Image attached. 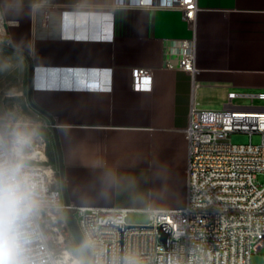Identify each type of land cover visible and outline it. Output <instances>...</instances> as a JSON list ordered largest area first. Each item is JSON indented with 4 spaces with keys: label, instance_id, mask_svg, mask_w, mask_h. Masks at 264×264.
I'll use <instances>...</instances> for the list:
<instances>
[{
    "label": "crops",
    "instance_id": "1",
    "mask_svg": "<svg viewBox=\"0 0 264 264\" xmlns=\"http://www.w3.org/2000/svg\"><path fill=\"white\" fill-rule=\"evenodd\" d=\"M135 2L0 0V13L33 62L34 103L55 121L70 205L146 219L185 204L192 105L217 111L231 92H264V0H198L194 23ZM194 37L195 76L164 69L165 44ZM135 68L152 71L151 90H134Z\"/></svg>",
    "mask_w": 264,
    "mask_h": 264
},
{
    "label": "built area",
    "instance_id": "2",
    "mask_svg": "<svg viewBox=\"0 0 264 264\" xmlns=\"http://www.w3.org/2000/svg\"><path fill=\"white\" fill-rule=\"evenodd\" d=\"M131 6L181 11L191 23L199 11L198 0H136ZM2 27L5 38L3 22ZM196 51L195 37L182 40L176 51L166 43L162 67L182 70L194 77L198 71ZM132 81L135 91H149L152 71L135 68ZM236 99H248L252 105L238 109L233 106ZM255 101L264 102V92H231L227 108L217 111L192 105L187 127L185 204L177 209H149L144 224L129 222L135 212L130 208L67 206L55 172L47 164L46 144L32 148L24 134L9 142L0 126V163L21 164L35 192L37 210L32 220L30 264H83L67 243L65 219L68 220L69 208L76 210L78 227L92 254L97 253V264H106L107 243L109 264H119V229L100 227L108 219L138 226L168 223L172 227L170 264H252V257L264 249V182L260 179L264 177V106L254 105ZM235 135L247 136L248 141L235 143ZM255 136L259 137L258 142H254ZM35 157H39L41 166L24 162ZM160 237L158 228L127 230L125 264H165V246Z\"/></svg>",
    "mask_w": 264,
    "mask_h": 264
},
{
    "label": "rangeland",
    "instance_id": "3",
    "mask_svg": "<svg viewBox=\"0 0 264 264\" xmlns=\"http://www.w3.org/2000/svg\"><path fill=\"white\" fill-rule=\"evenodd\" d=\"M0 42L8 43L6 37H1ZM27 80L28 64L25 58L0 50V126L2 135L9 142H12L19 138L21 134H24L28 137V145L32 143V148L44 142L48 156L49 145L53 140L52 127L48 119L30 105L27 96ZM233 141L235 143H245L248 141V137L235 135ZM258 141L259 137L255 136L254 142ZM27 151L30 152V149H27ZM24 162L35 167L43 164L40 162L39 157L25 160ZM47 164L52 166L55 172L54 176L58 182V166H53L49 156ZM260 179L261 182H264V177ZM74 216L77 221L78 215L75 214ZM65 221H67L68 225V246L70 245V248H74V254L83 261V264H91L70 222L67 219ZM146 221L147 219L144 216L129 219V222L133 224H144ZM252 264H264V249L252 257Z\"/></svg>",
    "mask_w": 264,
    "mask_h": 264
},
{
    "label": "clouds",
    "instance_id": "4",
    "mask_svg": "<svg viewBox=\"0 0 264 264\" xmlns=\"http://www.w3.org/2000/svg\"><path fill=\"white\" fill-rule=\"evenodd\" d=\"M35 192L19 163H0V264H30Z\"/></svg>",
    "mask_w": 264,
    "mask_h": 264
},
{
    "label": "water",
    "instance_id": "5",
    "mask_svg": "<svg viewBox=\"0 0 264 264\" xmlns=\"http://www.w3.org/2000/svg\"><path fill=\"white\" fill-rule=\"evenodd\" d=\"M0 50H4L13 54H17L25 58L28 64V80H27V96L28 101L30 105L38 111L40 114H42L45 118L48 119L50 122V125L52 127L53 131V137L54 142L56 145V149L59 154V177H60V184H61V190L63 193V199L67 206H70L69 198L66 191L65 186V172H64V166L62 161V156L60 153V145L59 140L56 132V124L53 120L52 116L41 109L39 106H37L33 101V90H34V65L33 62L29 56V54L19 48H16L8 43H2L0 42ZM75 209L69 208L67 211L68 214V220L73 228V230L76 233L77 238L79 239L81 245L84 248V251L88 258L90 259L92 264H97V253L92 254L89 246L87 245L86 241L84 240L81 231L78 227L77 221L75 219ZM100 227H109V228H117L120 231V249H119V264H125V234L126 231L129 229H141V228H158L159 233H161V243L165 246V264H170V251H169V235L172 232V227L168 223H163L160 226H138V225H125L121 223H114V221L108 219L106 224H100ZM110 262V243H107V251H106V264H109Z\"/></svg>",
    "mask_w": 264,
    "mask_h": 264
},
{
    "label": "trees",
    "instance_id": "6",
    "mask_svg": "<svg viewBox=\"0 0 264 264\" xmlns=\"http://www.w3.org/2000/svg\"><path fill=\"white\" fill-rule=\"evenodd\" d=\"M48 156H49V159L51 160V163L53 164V166H55V167L58 166V170H59V154H58V151L56 149V145H55V142H54V137H53L52 142L49 145ZM58 178L60 179L59 173H58ZM67 240H68V238H67ZM69 248H70V245H69ZM80 248H81V245H80ZM70 249L73 251V253H75V251L73 250L74 248L73 249L70 248ZM80 250H82V249H80Z\"/></svg>",
    "mask_w": 264,
    "mask_h": 264
},
{
    "label": "bare ground",
    "instance_id": "7",
    "mask_svg": "<svg viewBox=\"0 0 264 264\" xmlns=\"http://www.w3.org/2000/svg\"><path fill=\"white\" fill-rule=\"evenodd\" d=\"M4 35V29L2 27V18L0 17V38Z\"/></svg>",
    "mask_w": 264,
    "mask_h": 264
}]
</instances>
